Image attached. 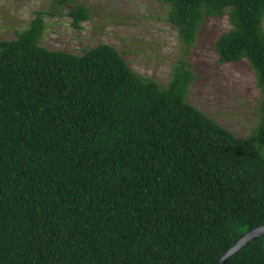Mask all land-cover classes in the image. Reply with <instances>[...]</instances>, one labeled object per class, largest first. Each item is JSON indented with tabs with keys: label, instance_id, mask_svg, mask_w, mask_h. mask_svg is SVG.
I'll return each mask as SVG.
<instances>
[{
	"label": "trees",
	"instance_id": "obj_1",
	"mask_svg": "<svg viewBox=\"0 0 264 264\" xmlns=\"http://www.w3.org/2000/svg\"><path fill=\"white\" fill-rule=\"evenodd\" d=\"M159 1L183 51L227 15L214 50L253 67L257 127L239 140L188 104L182 59L162 88L112 46H40L36 13L0 40V264H216L264 225V0ZM225 264H264V236Z\"/></svg>",
	"mask_w": 264,
	"mask_h": 264
},
{
	"label": "rangeland",
	"instance_id": "obj_2",
	"mask_svg": "<svg viewBox=\"0 0 264 264\" xmlns=\"http://www.w3.org/2000/svg\"><path fill=\"white\" fill-rule=\"evenodd\" d=\"M85 7L90 16L74 27L70 13ZM41 12L40 46L81 56L99 44L115 48L138 75L166 88L182 59L194 76L186 102L242 140L260 120L261 94L248 60L220 63L217 38L231 26L227 15L206 17L195 41L183 51L168 6L159 0H0V40H12ZM264 31V18L262 23Z\"/></svg>",
	"mask_w": 264,
	"mask_h": 264
},
{
	"label": "water",
	"instance_id": "obj_3",
	"mask_svg": "<svg viewBox=\"0 0 264 264\" xmlns=\"http://www.w3.org/2000/svg\"><path fill=\"white\" fill-rule=\"evenodd\" d=\"M264 236V225L257 227L255 229L250 230L246 234H244L240 239H238L235 244L220 258V260L216 264H225L227 259L239 251L242 247L247 245L249 242Z\"/></svg>",
	"mask_w": 264,
	"mask_h": 264
}]
</instances>
